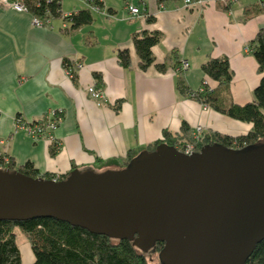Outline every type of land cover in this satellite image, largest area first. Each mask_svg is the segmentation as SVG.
<instances>
[{
	"label": "crops",
	"instance_id": "crops-1",
	"mask_svg": "<svg viewBox=\"0 0 264 264\" xmlns=\"http://www.w3.org/2000/svg\"><path fill=\"white\" fill-rule=\"evenodd\" d=\"M98 1L102 6L91 10L90 24L72 29L69 23L64 27L61 15L48 26H33L29 12L0 2V151L10 162L4 168L20 171L30 163L36 177L63 176L72 167L100 171L121 166L128 153L164 142L165 133L183 145L197 125L207 136L251 130L250 123L217 107L252 102L260 84L249 45L264 28V0H201L191 9L182 0ZM60 2L62 14L88 9L80 0ZM126 4L140 15H131ZM140 32L161 36L146 69L132 43ZM123 50L127 66L118 55ZM217 58L229 61L227 87L202 71L206 61ZM184 60L189 67L179 72ZM65 63L73 69L79 63L81 69L70 78ZM90 85L102 91V101L90 97ZM201 88L208 98L203 101L192 96ZM53 112L61 117L55 144L14 130L17 116L32 122ZM26 257L22 264H32L33 254Z\"/></svg>",
	"mask_w": 264,
	"mask_h": 264
},
{
	"label": "water",
	"instance_id": "water-1",
	"mask_svg": "<svg viewBox=\"0 0 264 264\" xmlns=\"http://www.w3.org/2000/svg\"><path fill=\"white\" fill-rule=\"evenodd\" d=\"M36 218L158 250L159 264H246L264 239V140L188 155L161 142L117 168L56 180L0 168V221Z\"/></svg>",
	"mask_w": 264,
	"mask_h": 264
},
{
	"label": "trees",
	"instance_id": "trees-1",
	"mask_svg": "<svg viewBox=\"0 0 264 264\" xmlns=\"http://www.w3.org/2000/svg\"><path fill=\"white\" fill-rule=\"evenodd\" d=\"M59 1L52 0L46 3L45 0H25L24 3L31 15L43 18L46 12L52 14L53 17H60L61 2ZM170 1L174 0H157V3L164 4ZM38 3L40 4L38 5ZM93 4L97 7L102 6V2L98 0H94ZM147 20L149 21L151 18L149 17ZM91 21L92 13L88 7V9H82L75 14L72 13L69 24H71L72 29L90 24ZM160 38V34L156 32H140L132 37L135 52L140 59L141 69L151 66L154 60L151 47L158 44ZM255 38L250 43L249 49L257 61L258 71L262 76L260 84L253 91L252 102L242 106L230 105L227 109L217 107L218 111L221 110L230 118L250 123L251 130L242 136L202 135L196 144L197 152L203 145H210L215 142L229 148L243 149V147L252 146L254 143L264 140V28L260 29ZM118 55L122 66H127L129 63L127 51H120ZM65 65L68 66V63ZM202 71L206 76L214 81H219L225 87L229 85L232 78L229 61L226 58L206 61L202 65ZM204 96L203 98L200 93H196L194 98L199 97L202 101L205 98L208 99L206 94ZM16 119L25 121L21 115L17 116ZM164 137L163 141L168 145L176 148L180 145L179 141L170 139L168 134L165 133ZM159 143L161 142H154L144 149L153 151ZM138 152L128 153L127 161L122 165H125ZM0 164L1 168L10 166V162L7 165L3 162ZM20 172L31 177H36L38 174L37 169H33L30 163L24 164ZM66 175L58 178L63 179ZM56 177L50 174L44 176L48 179H55ZM16 226L20 228L24 236H27L34 258L32 264H159L148 261L144 254L136 250L132 243L126 239L112 241L105 235L90 233L82 227L72 226L70 223L56 221L52 218H36L22 222L0 221V264H22L21 251L18 248L14 231ZM161 246L162 243L159 242L158 248ZM247 260L246 264H264V239L255 246Z\"/></svg>",
	"mask_w": 264,
	"mask_h": 264
},
{
	"label": "built area",
	"instance_id": "built-area-1",
	"mask_svg": "<svg viewBox=\"0 0 264 264\" xmlns=\"http://www.w3.org/2000/svg\"><path fill=\"white\" fill-rule=\"evenodd\" d=\"M52 0H45L46 3L51 2ZM85 2L88 7L93 10V9H99V7L95 6L93 4L94 0H80ZM184 3V6L187 8H194L197 5H201L202 2L201 0H182ZM0 2L8 6H11V8L15 11L18 12H24L27 13L28 10L26 8V4L24 3L25 0H0ZM224 2V1H223ZM40 3H38L39 5ZM126 9L127 11H129V13L133 16H138L140 15V10L138 8L133 7L132 5L126 4ZM46 15L43 18H40L39 16H33L32 17V25L36 26V27H43V26H47V24L49 23V19L53 17L52 14L46 12ZM71 14H62L61 13V17L63 19V24L64 27L67 26V24L69 23ZM181 67L182 70H186L189 67V63H187L185 60L181 61ZM66 69H67V75L70 78L74 77V74L76 73L77 69H81V65L79 63H76L75 68H71V66H67L66 65ZM181 69V68H180ZM88 94L90 95L91 98H93L94 100H103V93L102 91L95 89L93 85H90L86 88ZM204 89H199L196 93L202 92ZM196 93H193L192 96H195ZM61 120V117L59 116L58 113H51L50 115H45L42 116L41 119L37 120V121H32V122H28V121H20L18 119H14L13 122V126H14V130H23L26 135L30 138L33 139H39V138H44L45 141L49 144H55L56 138L54 135V131L58 126L59 121ZM203 129L200 125H197L194 127V130L191 134V138L190 141H187V143L185 144H181L179 145L177 148L178 150H180L181 152H184L185 154H192L196 151V144L198 142V139L200 138V134L202 133ZM0 162H3L5 165H7L9 162L8 160H6L2 154V152L0 151ZM1 166V164H0ZM58 177L55 178V180Z\"/></svg>",
	"mask_w": 264,
	"mask_h": 264
},
{
	"label": "rangeland",
	"instance_id": "rangeland-1",
	"mask_svg": "<svg viewBox=\"0 0 264 264\" xmlns=\"http://www.w3.org/2000/svg\"><path fill=\"white\" fill-rule=\"evenodd\" d=\"M47 26H48V24H47ZM180 64H182V63H180ZM178 71L179 72H184L182 70V67L181 66L178 68ZM199 93H201V92H199ZM201 134H200V137L202 136ZM39 140H42L43 142L45 141L44 138L43 139L42 138H39ZM5 159L8 160L7 157H5ZM125 160L127 161V158ZM4 167H9V165L4 166ZM9 170H11V169H9ZM14 231L16 233V236L15 237H16V242H17L18 248H20V251H21V259L23 258L24 260H27L28 258L26 256H29L32 253L31 247L29 246V242H28L27 236H24V234L22 233V231L20 230V228L18 226L15 227ZM144 256L146 257V259L148 261L159 262V253H158V250L148 251V253L144 254Z\"/></svg>",
	"mask_w": 264,
	"mask_h": 264
},
{
	"label": "flooded vegetation",
	"instance_id": "flooded-vegetation-1",
	"mask_svg": "<svg viewBox=\"0 0 264 264\" xmlns=\"http://www.w3.org/2000/svg\"><path fill=\"white\" fill-rule=\"evenodd\" d=\"M164 143V142H163Z\"/></svg>",
	"mask_w": 264,
	"mask_h": 264
}]
</instances>
